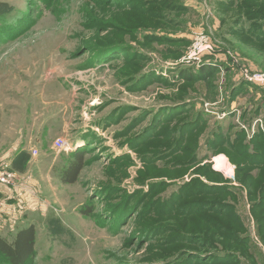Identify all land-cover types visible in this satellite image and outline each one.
I'll return each mask as SVG.
<instances>
[{"label":"rangeland","instance_id":"rangeland-1","mask_svg":"<svg viewBox=\"0 0 264 264\" xmlns=\"http://www.w3.org/2000/svg\"><path fill=\"white\" fill-rule=\"evenodd\" d=\"M246 74H264V0H0V166L34 264H264Z\"/></svg>","mask_w":264,"mask_h":264},{"label":"trees","instance_id":"trees-1","mask_svg":"<svg viewBox=\"0 0 264 264\" xmlns=\"http://www.w3.org/2000/svg\"><path fill=\"white\" fill-rule=\"evenodd\" d=\"M206 71L203 73L206 74ZM203 76V75H202ZM264 139V137H261ZM256 138L254 145L258 149L253 157L250 158V163L264 164V140ZM252 166H255V165ZM84 154L77 153L74 155L72 161L68 164L67 168L63 171L61 180L65 184H75L79 176L85 168ZM11 168H15L12 167ZM85 215L90 216L91 211H84ZM14 237L9 240L6 236L0 235V260L4 264H34L37 256L36 238L37 230L34 226L21 227L17 229Z\"/></svg>","mask_w":264,"mask_h":264},{"label":"crops","instance_id":"crops-1","mask_svg":"<svg viewBox=\"0 0 264 264\" xmlns=\"http://www.w3.org/2000/svg\"><path fill=\"white\" fill-rule=\"evenodd\" d=\"M18 190L0 186V235L7 232L15 233L21 226V210L24 208L23 199H19ZM13 204V205H12Z\"/></svg>","mask_w":264,"mask_h":264},{"label":"built area","instance_id":"built-area-1","mask_svg":"<svg viewBox=\"0 0 264 264\" xmlns=\"http://www.w3.org/2000/svg\"><path fill=\"white\" fill-rule=\"evenodd\" d=\"M206 49L210 50L211 46L206 45L202 43L201 46H198L195 48L193 55L196 56L197 54H201L206 51ZM245 78L247 81L251 83L258 84L260 86L264 87V74H254L249 75L246 74ZM54 147L58 151H66L67 148H69L68 142L63 139H57L54 143ZM0 186L7 187L12 190H19L21 187V183H19L18 176L15 171H13V168L7 163H4L2 166H0Z\"/></svg>","mask_w":264,"mask_h":264}]
</instances>
